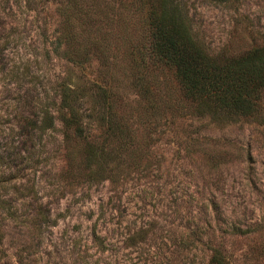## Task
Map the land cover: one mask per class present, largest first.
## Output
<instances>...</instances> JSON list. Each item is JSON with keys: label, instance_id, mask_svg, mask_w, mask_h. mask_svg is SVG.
Wrapping results in <instances>:
<instances>
[{"label": "rangeland", "instance_id": "rangeland-1", "mask_svg": "<svg viewBox=\"0 0 264 264\" xmlns=\"http://www.w3.org/2000/svg\"><path fill=\"white\" fill-rule=\"evenodd\" d=\"M178 1L211 55L264 46V0ZM156 2L0 0V264H264V93L197 112L133 56Z\"/></svg>", "mask_w": 264, "mask_h": 264}, {"label": "trees", "instance_id": "trees-1", "mask_svg": "<svg viewBox=\"0 0 264 264\" xmlns=\"http://www.w3.org/2000/svg\"><path fill=\"white\" fill-rule=\"evenodd\" d=\"M151 7L146 37L132 51L135 59L172 71L181 94L200 114L217 122L256 116L264 93V46L236 57L213 56L195 38L178 0H157ZM76 95L64 86L62 101L71 111L65 126L82 133L81 120L72 111Z\"/></svg>", "mask_w": 264, "mask_h": 264}]
</instances>
